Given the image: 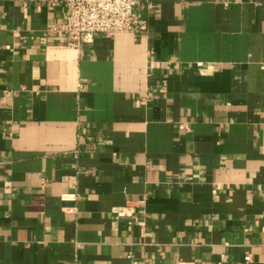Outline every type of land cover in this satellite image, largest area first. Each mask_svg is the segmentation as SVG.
I'll return each mask as SVG.
<instances>
[{
	"label": "crops",
	"instance_id": "obj_1",
	"mask_svg": "<svg viewBox=\"0 0 264 264\" xmlns=\"http://www.w3.org/2000/svg\"><path fill=\"white\" fill-rule=\"evenodd\" d=\"M150 3L79 52L0 0V264H264V0Z\"/></svg>",
	"mask_w": 264,
	"mask_h": 264
},
{
	"label": "built area",
	"instance_id": "obj_2",
	"mask_svg": "<svg viewBox=\"0 0 264 264\" xmlns=\"http://www.w3.org/2000/svg\"><path fill=\"white\" fill-rule=\"evenodd\" d=\"M49 8L59 6L66 8L65 22L54 26V34L65 35L69 49L82 51L87 45H92L98 36L113 38L118 34L142 35L148 32L146 19L136 15V9L146 5L150 12L154 6L150 0H46ZM81 87V86H80ZM145 200L130 201L119 210L120 217H132L136 208L144 205ZM251 256L246 257V262ZM132 264H145L132 261ZM176 264H194L179 260Z\"/></svg>",
	"mask_w": 264,
	"mask_h": 264
}]
</instances>
